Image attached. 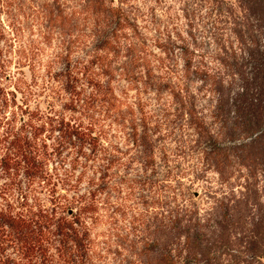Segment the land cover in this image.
I'll list each match as a JSON object with an SVG mask.
<instances>
[{"label": "trees", "instance_id": "obj_1", "mask_svg": "<svg viewBox=\"0 0 264 264\" xmlns=\"http://www.w3.org/2000/svg\"><path fill=\"white\" fill-rule=\"evenodd\" d=\"M151 1L149 8L141 0L41 4L48 40L55 35L64 47L54 76L69 94L62 109L31 108L38 89L52 88L37 80L44 64L23 48L18 64L31 80L12 82L0 30V77L10 83L0 81V109L17 105L21 126L36 130L0 134V264H95L94 229L121 211L104 210L116 183L111 170L136 161L144 172L127 187L143 199L133 214L145 232L143 264H264V0ZM88 43L85 57L70 50ZM180 122L197 138H185ZM47 125L52 170L39 146ZM168 139L204 160L195 180L210 168L219 175L210 206L184 191ZM20 166L24 190L8 183Z\"/></svg>", "mask_w": 264, "mask_h": 264}, {"label": "rangeland", "instance_id": "obj_2", "mask_svg": "<svg viewBox=\"0 0 264 264\" xmlns=\"http://www.w3.org/2000/svg\"><path fill=\"white\" fill-rule=\"evenodd\" d=\"M45 1L50 3L53 0H0V30L5 32L6 37L3 39L2 46L4 47V52L8 55L12 62L10 63V71L12 74V82H15L19 76L26 77L28 80H31V73L29 67L22 64H18V60L22 59L21 55L23 53V48H29L33 50L32 55L37 58H41L43 66L39 69V80L40 83L47 81L51 89L48 91H41L38 89L39 95L37 101L35 99L31 102V108H41L46 110L48 107L55 106L56 109H62L64 104L69 102V94H67L64 89L60 86V83L56 82L55 74L60 70V61L62 54V44L60 43L58 37L55 35L52 36L50 40L49 32L50 28L47 27V20L45 21L42 13L41 4ZM142 4H146L147 8L153 7L155 4L151 0H141ZM159 7L157 12H159ZM81 44L75 45L70 48L73 55L79 57H85L88 50L92 47V44ZM27 46V47H26ZM28 52V51H27ZM66 55V54H65ZM24 56V55H22ZM8 58V57H7ZM182 64V63H181ZM21 69H19L20 67ZM19 70L24 71V75L20 73ZM0 81L5 86H10V83L0 77ZM60 86V88H59ZM13 87H11L12 89ZM21 95L17 94V104L21 103ZM11 97V95L9 96ZM168 97V96H165ZM0 115H6L8 118H11L9 121L10 124H6V119L0 121V134H3L8 128L13 129L12 132L24 131L29 132L33 129L26 126L23 128L19 117L22 115L20 108L14 104V106H9L0 109ZM1 119V118H0ZM171 124H176L179 122H170ZM183 127V132H188V135L185 138H197L198 132L194 129L191 124L190 127L186 128V122H180ZM204 124L211 128V130L221 134H225L226 129L216 126L214 122H204ZM201 126V125H199ZM36 131V130H33ZM42 135L39 137V146L45 154L46 168L52 170L56 166V157L52 154L53 148L55 145V138L51 133L49 126H46V129L42 131ZM179 132H172L170 138L179 137ZM223 140V135L221 136ZM12 137L9 138V141ZM224 142V141H223ZM174 140H166L167 147L169 146L174 153L170 154L171 164L177 166L175 170L179 171L185 178L182 179L184 184L188 187H184V191L192 190L193 197L192 202H197L199 206H210L211 201L213 200L214 190H217L220 182L219 175L213 168L208 169L207 176L202 180H195V175L197 168L203 166L204 160L199 159V154L196 157L186 156V149L180 147V151H176V148L180 145H177ZM181 144V143H180ZM227 144H230L227 141ZM3 147V144H0V149ZM179 148V147H178ZM3 151V150H2ZM70 159L67 163L69 164ZM127 165V164H126ZM120 166L118 170H111L112 180L116 182L111 186L110 195L107 196L105 200L104 210L110 211L111 206H118L121 211L113 215V217L106 216L103 218L102 222L97 224L94 232L96 237V248L94 257L95 264H143L141 252L139 249V242L144 238L145 232L141 228L140 218L135 217L133 214L137 212L142 205L143 199H140L137 189L133 191L131 188H128L127 179L137 176L138 172H144L143 164L141 162H133L130 166ZM164 162L160 161L161 173L166 172V168L163 166ZM190 166V170L187 168ZM18 175L14 176L13 180H8L9 182L14 183L15 187L25 189V180L26 177L23 175L22 166L17 170ZM129 176V177H127ZM0 178V185L4 184L5 179ZM126 179V180H125ZM121 181V185L117 182ZM27 183V182H26ZM18 185V186H16ZM38 187L37 184L33 188ZM40 192L41 189H38ZM198 192V196L196 193ZM17 191H15V196L17 197ZM42 197L46 194L41 193ZM14 196V197H15ZM112 211V210H111Z\"/></svg>", "mask_w": 264, "mask_h": 264}, {"label": "water", "instance_id": "obj_3", "mask_svg": "<svg viewBox=\"0 0 264 264\" xmlns=\"http://www.w3.org/2000/svg\"><path fill=\"white\" fill-rule=\"evenodd\" d=\"M199 194H198V192L196 193V196H198Z\"/></svg>", "mask_w": 264, "mask_h": 264}]
</instances>
